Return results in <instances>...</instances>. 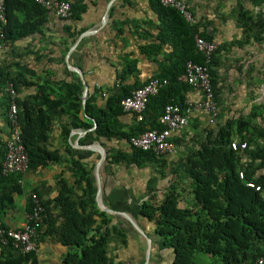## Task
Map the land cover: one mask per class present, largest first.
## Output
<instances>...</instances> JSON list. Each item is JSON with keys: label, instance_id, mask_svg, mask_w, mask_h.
Instances as JSON below:
<instances>
[{"label": "trees", "instance_id": "1", "mask_svg": "<svg viewBox=\"0 0 264 264\" xmlns=\"http://www.w3.org/2000/svg\"><path fill=\"white\" fill-rule=\"evenodd\" d=\"M149 2L159 19L156 35L159 43L147 45L143 51L159 54L165 44L172 49L165 59L167 63L161 64L159 72L150 77L165 78L167 84L149 98L141 121H136L134 113L124 111L120 104L150 79L143 83L129 82L128 75L135 67L131 61H126L109 89H97L87 83L84 104V85L77 73L68 74L69 79H52L40 76L27 65L16 64L15 70L10 65L0 69V108L8 126L6 136L0 128V226L9 227L1 222V216L15 206L17 195L25 197L26 213L33 209V194L43 208L36 250L21 252L11 245L1 246L0 264H39L38 247L45 240L66 248L60 264H115L107 251L108 240L125 234L115 226L108 227L106 212L98 208L92 175L94 164L88 165L87 158L70 147L67 139L72 129L85 131L79 138L80 145L100 142L106 154L104 163L141 168L150 161L162 168V176L168 177L162 198L158 202L153 197L144 200L138 206V214L153 221L155 233L165 246L174 250V264H195L194 258L200 253L209 256L210 264H257L258 258L264 256V122L257 120L262 118L264 104L251 107L246 116H231L225 113L218 97L223 51L264 40V0H237L236 18L241 35L230 43H217L208 63L196 46V37L215 42V34L201 29L195 20L187 21L174 7L163 5L159 0ZM4 5L6 23L2 27L1 45L43 34L42 26L49 9L35 0H4ZM251 7L258 10L255 12ZM80 10L78 7L76 11L73 1L69 17L57 16L63 30L58 49L68 51L79 34L75 30V18L79 17ZM188 61L207 67L219 121L216 129L208 125L203 128L202 137L191 139L196 143L194 147L183 146L185 167L180 170L169 166L167 155L157 157L150 150L133 147L129 138L148 129H161L159 116L167 104H177L187 112L186 92L192 87L178 77ZM261 82L264 83V72ZM12 103L16 106L27 170L4 174L2 165L10 137ZM62 119L65 121L60 123V136L65 146L51 148L49 142L55 122ZM172 140L176 145L182 144L181 138ZM233 141L238 142L237 149L231 147ZM121 143H125L122 149ZM242 143L244 148L240 147ZM63 162L68 164V175L58 174L59 187L54 196L44 197L38 187H26V175ZM243 163L245 166L241 169ZM240 170H243L242 177ZM250 181L259 185L260 190L249 187ZM186 189L194 202L181 206L184 200L181 192Z\"/></svg>", "mask_w": 264, "mask_h": 264}, {"label": "crops", "instance_id": "2", "mask_svg": "<svg viewBox=\"0 0 264 264\" xmlns=\"http://www.w3.org/2000/svg\"><path fill=\"white\" fill-rule=\"evenodd\" d=\"M186 1L194 20L200 24L201 29L215 34L216 43H230L240 37L241 28L236 18L237 0ZM78 7L81 10L79 17L75 18V30H79V34L68 51L58 49L57 44L63 30L58 17L49 11L42 26V35L34 34L0 46V69L10 65L11 70H15L16 64L27 65L44 78L69 79L68 74L77 73L70 68L71 65L82 73L87 90L88 84L107 90L114 84L116 74L121 72L126 61L135 63L127 80L138 83L145 82L159 72L161 64L167 63L165 59L172 49L169 44H165L159 54H147L143 51L147 45L159 43L156 40L159 19L149 0H75L76 11ZM252 9L255 12L258 10L257 7ZM222 55L218 82L220 105L224 107L228 104L224 92L231 90L235 96L232 103L238 106L247 105L248 115L251 107L264 104V83L261 82L264 72V40L261 43L231 46L224 50ZM200 99L201 95L196 89L191 88L186 92L185 103L189 122L186 127L172 135V138H181L182 144H177L176 151L166 156L169 166L173 168L184 169L183 146L188 144L194 147L196 143L191 139L202 137L203 128L209 125L206 111L198 107ZM1 114L0 108V128L6 136L8 126ZM257 120L264 122V112L262 118L258 117ZM64 121L62 119L55 122L57 125L49 142L51 148L63 149L65 146L60 136V123ZM74 130L70 131L67 141L74 151L87 158L88 165L94 164L92 175L96 183L97 206L106 212L108 227L115 226L125 234V237L109 238V257L115 264L123 261L133 264H174V250L165 246L163 240L155 233L153 221H148L138 214L141 202L149 197H153L157 202L162 198L168 183V177L162 176V168L150 161L141 168L103 161L98 168L99 190L95 162L99 159H96L95 154L99 152L97 149L86 147L89 145H80L79 138L85 131L83 133L80 132L83 130ZM93 144L102 147L99 141ZM123 147L125 143L119 145V148ZM67 165L63 162L33 175H26L24 183L27 188L38 187L40 195L52 197L59 187L58 174L68 175ZM244 166L243 163L240 168ZM181 195L184 199L180 203L181 206L192 201L189 189L181 192ZM14 202L15 206L7 209L1 216V222L9 227H20L27 214L26 199L24 197L17 200L15 197ZM108 209L110 211H107ZM65 250L64 246L45 240L38 247L39 264H60L61 255ZM205 255L198 256L199 260L202 264H210L209 256Z\"/></svg>", "mask_w": 264, "mask_h": 264}, {"label": "built area", "instance_id": "3", "mask_svg": "<svg viewBox=\"0 0 264 264\" xmlns=\"http://www.w3.org/2000/svg\"><path fill=\"white\" fill-rule=\"evenodd\" d=\"M40 6L54 12L60 18H67L71 14V2L75 0H35ZM163 5H168L177 9L187 21L194 20L191 11L188 9L186 0H159ZM6 23L4 0H0V37H3L2 27ZM0 46H3L0 44ZM196 46L202 51L208 63L212 54L217 48V43L207 41L202 37H196ZM182 82L187 83L196 89L201 99L198 107L206 111L209 124H213L218 118V106L215 99L213 87L207 67L201 64L188 61L184 72L178 77ZM167 84V79L152 77L142 86L134 89L131 94L122 99L120 104L124 111L134 113L136 121L143 119L146 104L151 96L157 95ZM10 92L13 91L10 89ZM9 131L10 137L6 141V154L2 165V172L25 173L27 170V156L20 143L19 126L16 122V106L11 104L9 110ZM188 114L184 113L177 104H167L164 106L162 114L159 116L161 129H148L138 135L131 136L129 143L142 150H150L157 157L171 155L176 151V144L172 140V135L188 125ZM233 149H237L238 142L231 143ZM241 148L245 143L240 144ZM239 176H243V170L239 171ZM249 187L260 190L259 185L254 182H247ZM34 206L31 212L26 214L25 221L20 227L0 226V247L11 245L17 251L29 252L37 248V236L40 223L42 221V206L39 204L36 195H32ZM120 264H133L130 261H123ZM257 264H264V256L257 260Z\"/></svg>", "mask_w": 264, "mask_h": 264}, {"label": "rangeland", "instance_id": "4", "mask_svg": "<svg viewBox=\"0 0 264 264\" xmlns=\"http://www.w3.org/2000/svg\"><path fill=\"white\" fill-rule=\"evenodd\" d=\"M224 94L226 95L225 96V99L228 100V104H225V106H224V108L226 109L225 113H227V115H231V116H238L240 114H242L244 116L247 115V113H248V106L247 105H239L238 106L235 103H232V101L234 100V97L235 96L233 95V92L231 90H226L224 92ZM218 121H219V118L212 125L209 124V126H211L213 129H216L217 128V125L216 124H217ZM56 125L57 124H55V126ZM72 141H74V140L72 139ZM95 157H96V159H98L99 158V153L97 155L95 154ZM16 198H17V200H19V199H23L24 196L23 195H17ZM99 203H100V201H99ZM198 256H204V254H198L194 258L195 264H202V262L199 260Z\"/></svg>", "mask_w": 264, "mask_h": 264}, {"label": "water", "instance_id": "5", "mask_svg": "<svg viewBox=\"0 0 264 264\" xmlns=\"http://www.w3.org/2000/svg\"><path fill=\"white\" fill-rule=\"evenodd\" d=\"M72 49V48H71ZM70 49V50H71ZM70 66V68L73 70V71H75V72H77L78 73V76H79V78H80V80H81V82H82V84L84 85V91H83V104H84V101H85V97H86V93H87V85H86V83H85V80H84V77H83V75H82V73L80 72V70L78 69V68H76V67H73V66H71V65H69ZM93 123H94V126L96 125V122H95V120H93ZM80 132H83L84 133V131H80ZM86 147H88V148H92V149H97L98 150V152H99V159H98V161H97V164H96V180H97V187H98V189L100 190V180H99V175H98V168H99V166L101 165V163L103 162V160L105 159V156H106V154H105V150L103 149V147H101L100 145H89V146H86ZM102 209H104L103 207H102ZM107 211H110L109 209L107 210ZM131 220V219H130Z\"/></svg>", "mask_w": 264, "mask_h": 264}]
</instances>
